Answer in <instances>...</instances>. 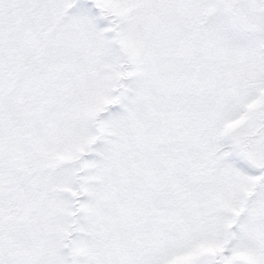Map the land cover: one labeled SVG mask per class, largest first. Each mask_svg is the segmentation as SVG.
Segmentation results:
<instances>
[{
    "label": "snow or ice",
    "instance_id": "snow-or-ice-1",
    "mask_svg": "<svg viewBox=\"0 0 264 264\" xmlns=\"http://www.w3.org/2000/svg\"><path fill=\"white\" fill-rule=\"evenodd\" d=\"M0 264H264V0H0Z\"/></svg>",
    "mask_w": 264,
    "mask_h": 264
}]
</instances>
